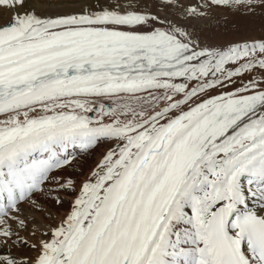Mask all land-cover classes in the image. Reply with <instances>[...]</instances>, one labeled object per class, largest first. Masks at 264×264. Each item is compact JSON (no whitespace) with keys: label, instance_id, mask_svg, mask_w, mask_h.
<instances>
[{"label":"snow or ice","instance_id":"snow-or-ice-1","mask_svg":"<svg viewBox=\"0 0 264 264\" xmlns=\"http://www.w3.org/2000/svg\"><path fill=\"white\" fill-rule=\"evenodd\" d=\"M212 6L264 13V0H0V264H264V35L203 42L158 14ZM101 142L78 188L59 175ZM62 193L71 210L30 244L25 206Z\"/></svg>","mask_w":264,"mask_h":264},{"label":"rangeland","instance_id":"rangeland-1","mask_svg":"<svg viewBox=\"0 0 264 264\" xmlns=\"http://www.w3.org/2000/svg\"><path fill=\"white\" fill-rule=\"evenodd\" d=\"M219 7L221 9H223L224 11L220 14L219 13L215 14L211 18L210 27H209L210 32L208 31V35H207L208 38H211L212 40L213 39L217 40V38H218V41L225 40V41H231V42H241L243 40L248 39L251 36L260 37V36L264 35V13H262L259 9H257L255 14H249V13H246L244 11V9H240L239 11H237L235 9H230L227 7H221V6H219ZM168 12H170L171 14H174L176 16H179L178 12H172L169 10H168ZM211 33H212V35H209ZM213 35H216L217 37H215ZM104 143H106V142H104ZM104 143L101 142L99 144L102 145ZM112 146H113V144H112ZM93 149H95V148H93ZM93 149H91V150H93ZM106 149L104 150L105 152H106ZM91 150L82 154V155L88 156V159H87L88 162H92L94 160L95 150H93L92 152H91ZM105 152H103L101 154V157L104 156ZM79 155L80 154H78L77 156H79ZM101 157H100V159H101ZM100 159H99V161H100ZM83 167L85 168L86 164L82 165V168ZM69 174H71V175L75 174L77 177V176L82 175V172L78 171L77 166L75 168V166L73 164L72 167L66 168L59 173V175H65V176H68ZM72 194L73 193H71V194H63L62 193L61 194L62 199L64 201L62 205H56L50 200L37 197V199L40 201V203L42 205L41 210L38 212H40V213L43 212L45 217L48 215L47 217L49 219L47 217L45 218L46 222L48 223L47 226L55 227L56 225H59L60 222L64 218L61 214H65V216H66V214L71 210ZM25 207L32 209L30 206H25ZM43 208L45 211H43ZM49 214H51V215H49ZM21 234L25 235L29 239L30 244H36L38 246L40 241H41V240L37 239L36 235L33 238L29 235V233H21ZM23 249L24 250L25 249L31 250L29 248H23ZM23 249H15V250L12 249V251L15 255L22 256L21 253H22ZM18 253H20V254H18Z\"/></svg>","mask_w":264,"mask_h":264},{"label":"bare ground","instance_id":"bare-ground-1","mask_svg":"<svg viewBox=\"0 0 264 264\" xmlns=\"http://www.w3.org/2000/svg\"><path fill=\"white\" fill-rule=\"evenodd\" d=\"M186 2L191 3V4H196V3L199 2V0H186ZM204 11L207 13V15L204 18H201V19H185L180 14H179V16H176L174 14H171L170 12H168V10H159L158 11V14L162 18L166 16L168 19L172 20L174 23H177L180 26L184 27L186 30L193 32L203 42H211V43H214V44H226L228 42H231V41H225V40L218 41V38H217V40L216 39H213L212 40L211 38H208V36H207L208 35V31H209V27H210L211 18L215 14L222 13L224 10L221 9L219 6H212L211 8L204 9ZM209 35H212V33L209 34ZM213 36L217 37L216 35H213ZM253 37H255V36H251L248 39H251ZM111 147H112V143L111 142H106V143H104L102 145L101 144H98L96 147H94L95 149H93V150H95V156H94V160L92 162H88L87 161L88 156H86V155L80 154L79 156H77V159H76V161L73 162V164H74L75 168L77 166L78 171H81L82 172V175L77 176V177H76L75 174H72V175L69 174L68 176H65V175H61V176L64 177V178L71 177L73 180H75L76 185H77V188H78L79 185L89 176L90 172L93 169H95L96 165L100 162L99 159L101 157V154L103 152H105L104 150L107 148L106 149V152H107L108 151V148H111ZM93 150H91V152ZM102 158L103 157H101V159ZM84 164H86V167L85 168L84 167L82 168V165H84ZM75 195H76V193H73L72 194L71 200L74 199ZM250 206H254L257 210H259V208H260V205L259 204H256L254 201L252 202V204ZM43 211H45L44 208H43ZM26 214L29 215V219L30 220L34 219V221H35L34 224H30V228H32L33 230L36 231L37 239H39V240L50 239V234L49 235H46V236H42L41 235V232L43 230H45V229H48V228H53L54 229L58 225H56L55 227L47 226L48 223L46 222V219L45 218L48 215L45 217L44 214H43V212L40 213V212H38V211H36L34 209H29L28 213H26ZM261 214H264V213H261ZM49 215H51V214H49ZM61 215L63 217H65V214H61ZM20 253H18V254H20ZM37 254H38L37 251H34L32 249L31 250H28V249H25L24 250L23 249L22 250V253H21L22 256H20V257L27 258V259H29V261H31V259L34 258V257H36Z\"/></svg>","mask_w":264,"mask_h":264}]
</instances>
